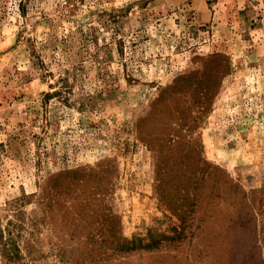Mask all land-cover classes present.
<instances>
[{"label":"rangeland","instance_id":"obj_1","mask_svg":"<svg viewBox=\"0 0 264 264\" xmlns=\"http://www.w3.org/2000/svg\"><path fill=\"white\" fill-rule=\"evenodd\" d=\"M0 264H264V0H0Z\"/></svg>","mask_w":264,"mask_h":264},{"label":"trees","instance_id":"obj_2","mask_svg":"<svg viewBox=\"0 0 264 264\" xmlns=\"http://www.w3.org/2000/svg\"><path fill=\"white\" fill-rule=\"evenodd\" d=\"M51 90H53L51 93H45L44 94V103L45 104L48 103V101H49L50 98H53L55 96H60L61 95V90L56 89V88H53ZM169 207L174 211V213H177L178 214V217L179 218L181 216H184V218H185V212H183V210H181V208L178 210L177 208H173L171 206H168V208ZM153 242H150L148 244H142V242L140 241L139 244L136 245L135 242L122 241V243L119 244L118 251H121V252H123V251L125 252V251H128V250L130 251V250L135 249L137 246L142 247V248H146V249H150V248H153L158 243V242H155V241H153Z\"/></svg>","mask_w":264,"mask_h":264}]
</instances>
